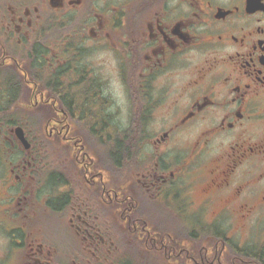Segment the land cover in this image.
I'll use <instances>...</instances> for the list:
<instances>
[{"label": "flooded vegetation", "instance_id": "obj_1", "mask_svg": "<svg viewBox=\"0 0 264 264\" xmlns=\"http://www.w3.org/2000/svg\"><path fill=\"white\" fill-rule=\"evenodd\" d=\"M152 255L264 264V0H0V264Z\"/></svg>", "mask_w": 264, "mask_h": 264}, {"label": "trees", "instance_id": "obj_2", "mask_svg": "<svg viewBox=\"0 0 264 264\" xmlns=\"http://www.w3.org/2000/svg\"><path fill=\"white\" fill-rule=\"evenodd\" d=\"M78 128V133H84L85 130L88 131V133H91V132H95V127L94 126H88V127H77ZM84 130V131H83ZM162 259H163V255H157L156 256V259L154 258V256H147L146 258L144 259H141V261H147L149 260L150 263H157V264H161L162 262ZM186 261H188L187 259H185ZM186 264V263H184ZM188 264V263H187Z\"/></svg>", "mask_w": 264, "mask_h": 264}, {"label": "water", "instance_id": "obj_3", "mask_svg": "<svg viewBox=\"0 0 264 264\" xmlns=\"http://www.w3.org/2000/svg\"><path fill=\"white\" fill-rule=\"evenodd\" d=\"M24 139H25V138H24ZM24 141H25V143H27L26 139H25Z\"/></svg>", "mask_w": 264, "mask_h": 264}, {"label": "rangeland", "instance_id": "obj_4", "mask_svg": "<svg viewBox=\"0 0 264 264\" xmlns=\"http://www.w3.org/2000/svg\"><path fill=\"white\" fill-rule=\"evenodd\" d=\"M84 131V130H83ZM85 133V132H84ZM90 142H92V141H90Z\"/></svg>", "mask_w": 264, "mask_h": 264}]
</instances>
